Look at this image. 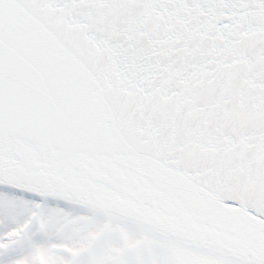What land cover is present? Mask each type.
<instances>
[{"label": "snow or ice", "instance_id": "snow-or-ice-1", "mask_svg": "<svg viewBox=\"0 0 264 264\" xmlns=\"http://www.w3.org/2000/svg\"><path fill=\"white\" fill-rule=\"evenodd\" d=\"M0 264H264V0H0Z\"/></svg>", "mask_w": 264, "mask_h": 264}]
</instances>
